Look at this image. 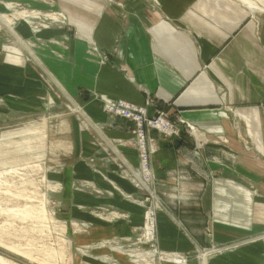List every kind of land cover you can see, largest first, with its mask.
Listing matches in <instances>:
<instances>
[{"label": "rangeland", "instance_id": "obj_1", "mask_svg": "<svg viewBox=\"0 0 264 264\" xmlns=\"http://www.w3.org/2000/svg\"><path fill=\"white\" fill-rule=\"evenodd\" d=\"M65 1L68 4L63 6L71 16L86 19L81 27L68 17L58 0H0V13L11 19L15 31L20 23H30V28L24 26L25 34L17 33L18 37L7 28H0L2 40L9 47L4 52L0 45V58L6 53L11 61L19 59L17 66L21 69L15 77L6 76L5 81H0V264H120L119 259L133 264H177L172 262L174 255L188 264H191L190 256H194V263L202 264L207 251L210 252L206 255L207 264L212 260L218 262L215 264H237L234 255L239 249L248 251L253 243L261 242L264 229L258 238L252 237V233L220 245L196 246L190 252L163 250L158 243L157 211L166 203L175 202L181 209L184 205H197L196 194L200 193L201 185L194 184L196 188H191L180 183L176 190H168L165 195L159 193L151 167L158 139L152 133L176 142L190 140L200 147L221 142V136L209 134L206 138L205 134H197L195 126L180 116L168 117L173 126L171 132L145 126L151 168V178L145 180L140 148L133 133L137 125L106 111V100L118 99L98 92L95 84L99 77L104 80L109 70L127 78L129 5L126 0H96L86 1L87 5L82 7L72 3L73 0ZM145 1L158 6L155 0ZM237 1L250 15L264 19V0ZM8 4H12V9ZM99 7L117 25L111 26L116 30L111 46H104L105 40L97 38L103 22V17L97 14ZM53 45L58 49L52 48ZM49 50L54 56L47 53ZM60 52L67 54L63 58ZM8 64L7 73L11 67ZM15 78L21 79L15 81ZM151 105L157 106L152 113ZM159 105L154 100L143 104L150 118L157 116L156 110L166 114ZM103 113L131 122L129 146L135 149L136 167L129 166L118 149L126 140L102 133L101 129L110 128L109 123H100L98 116ZM108 159L119 164V175L134 186L138 196L122 190L107 173L100 171L98 164ZM97 176L109 185L106 190L95 185ZM180 190L185 193L181 194ZM117 192L123 203L130 201L143 209V220L134 237H129L126 243L117 239L85 243L94 221L129 220L128 214L119 209L122 204L115 198ZM100 200L103 205L94 204ZM250 205L247 203L248 209H252ZM149 212L153 213L151 217L146 216ZM246 221L248 231L254 221L251 211L246 214ZM151 227L153 234L148 235ZM206 232L210 234L207 228ZM228 256L230 262H222Z\"/></svg>", "mask_w": 264, "mask_h": 264}, {"label": "crops", "instance_id": "obj_2", "mask_svg": "<svg viewBox=\"0 0 264 264\" xmlns=\"http://www.w3.org/2000/svg\"><path fill=\"white\" fill-rule=\"evenodd\" d=\"M58 1L62 6L67 3ZM86 1L96 0L72 3L83 7ZM126 2L129 5L127 78L109 70L105 81L99 77L95 82L97 91L138 105L154 100L168 117L180 116L195 126L197 134H205L206 138L209 134L221 136L222 140L206 146L203 143L204 147H200L190 140L176 142L152 133L158 139L151 167L159 193L176 190L180 183L191 188H196L194 184L201 185L200 193L196 194L197 205H184L181 209L175 202L166 203L157 211L160 247L190 252L196 246L220 245L252 233V237L258 236L264 229V19L247 13L237 0H155L158 6L145 0ZM63 8L81 27L86 19L71 16L69 9ZM97 12L103 17L97 38L105 40L104 46H111L116 31L113 27L117 25L107 17L108 12L102 14L101 7ZM24 29L22 24L16 26L21 35L25 34ZM2 39L1 34L3 51H9ZM52 48L58 49L54 45ZM47 53L54 56L51 51ZM60 53L63 58L67 54ZM0 60V81L20 73L19 59L11 61L5 53ZM6 62L11 63L8 73ZM155 106L149 108L150 113ZM98 117L100 123L110 124V128L101 129L102 133L126 140L118 149L129 166L136 167L138 158L135 149L129 146L131 122L106 113ZM105 162L98 164L100 171L107 173L122 190L138 196L134 186L119 175V164L109 159ZM94 182L100 190L107 189L108 184L100 177H95ZM180 193L185 192L180 190ZM118 197L117 192L115 198L122 204L119 209L128 214L129 220L94 221L85 243L107 239L126 243L129 237H134L143 220V209L130 201L125 204ZM102 203L100 200L94 204ZM247 203L252 209L247 208ZM250 211L254 221L247 231L246 214ZM246 251L239 249L233 261L264 264V242L253 243ZM190 257L191 264H195L194 256ZM229 257L222 262H230ZM119 262L133 264L125 259Z\"/></svg>", "mask_w": 264, "mask_h": 264}, {"label": "built area", "instance_id": "obj_3", "mask_svg": "<svg viewBox=\"0 0 264 264\" xmlns=\"http://www.w3.org/2000/svg\"><path fill=\"white\" fill-rule=\"evenodd\" d=\"M107 101V102H106ZM104 109L111 113H116L121 115L122 117H125L128 120H131L135 122L137 125V128L134 130V135L137 138V144L140 148V159L142 161L141 168L143 171V178L145 180H149L151 178L150 175V164L148 162L149 158V145L148 141L145 140V132L144 127L145 126H152L157 128L161 132H171L173 126L172 123L168 120L167 114L164 112H158L157 110V116L155 118H150L147 113V109L143 105H138L130 102H126L123 100H116V101H110L106 100ZM167 132V133H168ZM153 215L152 212H149L146 214L147 217H151ZM152 223V221H151ZM148 235L153 234V227H151L150 230H147ZM147 236V235H146ZM176 260L181 259L179 256H174Z\"/></svg>", "mask_w": 264, "mask_h": 264}, {"label": "bare ground", "instance_id": "obj_4", "mask_svg": "<svg viewBox=\"0 0 264 264\" xmlns=\"http://www.w3.org/2000/svg\"><path fill=\"white\" fill-rule=\"evenodd\" d=\"M8 8H10V9H12V4H8ZM261 10V9H260ZM18 14H23V12H21V13H18ZM62 18H64V17H62ZM20 24H22V25H24L25 27H29L30 26V23L29 22H27V21H24L23 23H20ZM2 27H5V28H7V31H9L10 33H12L14 36H16V37H18L20 34L17 32V31H15L14 29H13V26H12V21H11V19L9 18V17H7L6 15H4V14H1L0 13V28H2ZM30 28V27H29ZM15 29H16V27H15ZM19 35H18V34ZM22 40V39H21ZM23 42V41H22ZM115 153V152H114ZM261 235V234H260ZM264 236V235H263ZM255 238H258V237H255ZM254 238V239H255ZM249 241V240H248ZM253 241V240H252ZM238 242V241H237ZM243 242V241H242ZM261 242H264V239L261 241ZM250 243V242H249ZM239 244V243H238ZM232 246V245H231ZM240 246V245H239ZM208 253H210L209 251H207L206 253H204L203 254V258H202V260L204 261L202 264H207L206 263V261H207V259H206V255L208 254ZM175 257L176 256H179V255H174ZM172 262H175V263H177V264H188V262H187V260H185L184 258L182 259H179V260H174V258L172 259Z\"/></svg>", "mask_w": 264, "mask_h": 264}]
</instances>
